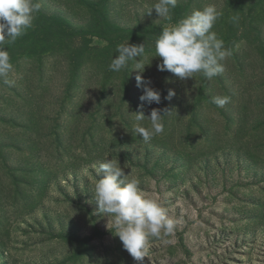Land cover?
<instances>
[{
	"label": "rangeland",
	"instance_id": "1",
	"mask_svg": "<svg viewBox=\"0 0 264 264\" xmlns=\"http://www.w3.org/2000/svg\"><path fill=\"white\" fill-rule=\"evenodd\" d=\"M39 2L33 27L3 45L13 71L0 80V264H141L97 214L91 165L108 158L177 222L142 264H264V0H177L171 20L147 15L157 0ZM209 4L232 50L224 71H158L163 27ZM127 42L145 43L143 73L108 70ZM136 75L161 104L140 108ZM152 109L164 130L145 143L133 129L150 121L130 113Z\"/></svg>",
	"mask_w": 264,
	"mask_h": 264
},
{
	"label": "clouds",
	"instance_id": "2",
	"mask_svg": "<svg viewBox=\"0 0 264 264\" xmlns=\"http://www.w3.org/2000/svg\"><path fill=\"white\" fill-rule=\"evenodd\" d=\"M176 6L177 0H157L148 8L147 15H152L155 10L160 19L171 20ZM40 9L39 0H0V80L5 85L11 83L7 77L13 71V64L3 45L5 42L13 44L25 35L33 27ZM221 15L215 5L209 4L202 10H194L175 24L163 27L154 42L155 58L161 60L157 65L158 71H168L181 81L193 79L195 74L212 80L222 73V62L232 55V50L226 48L224 41L212 30ZM231 20L235 23L238 17ZM116 52L108 66L111 72L120 73L129 67L130 62H133L132 72L143 73L149 66L145 64V43H121ZM135 79L137 88L143 93L139 97L141 109L145 105L161 104V92L151 86L150 79L146 80L143 75H136ZM175 96V91L170 90L165 99L170 101ZM229 100L228 96H218L213 103L223 107ZM130 114L138 122L150 121V127L137 124L133 129L134 134L139 135L145 143L163 132L165 115L161 114L160 109H152L149 116H145L143 110ZM91 167L98 177L91 192L97 214L107 218L108 231L119 237L124 250L142 264L148 255L150 240L174 234L177 222L167 215L157 198L140 188L138 178L132 176L131 172L126 174L127 163L122 168L119 160L108 158L93 163Z\"/></svg>",
	"mask_w": 264,
	"mask_h": 264
}]
</instances>
